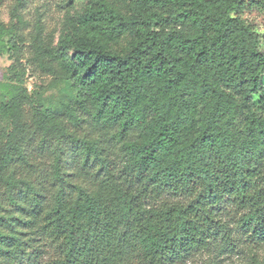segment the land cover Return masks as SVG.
Masks as SVG:
<instances>
[{
    "label": "trees",
    "instance_id": "1",
    "mask_svg": "<svg viewBox=\"0 0 264 264\" xmlns=\"http://www.w3.org/2000/svg\"><path fill=\"white\" fill-rule=\"evenodd\" d=\"M25 1L0 20L16 82L0 80V264H187L234 246L225 217L263 246L264 50L239 16L256 1L83 0L56 46L34 30V61L75 97L31 119L19 44L2 41Z\"/></svg>",
    "mask_w": 264,
    "mask_h": 264
},
{
    "label": "rangeland",
    "instance_id": "2",
    "mask_svg": "<svg viewBox=\"0 0 264 264\" xmlns=\"http://www.w3.org/2000/svg\"><path fill=\"white\" fill-rule=\"evenodd\" d=\"M63 1L66 0H26L24 8L20 10L26 26L16 25L12 34L7 33L2 40L4 45H8L10 41H17L19 44V57L22 61V67L20 69L25 71L26 74L23 87L30 92L32 100V103L26 106L29 119L33 117L35 107L41 106L44 102L52 111L60 112L61 114L65 111L67 105L74 102L75 92L69 85L54 76L44 74L40 70L33 59L34 51L31 47L34 30L40 26L45 34L48 35L50 41L56 46L60 36L66 32L69 16L80 15L85 9V2L83 0H77L74 8L69 12L68 9L63 7ZM255 1L256 3L249 1L244 3L239 12V16L259 35L261 38V47L264 50V2L263 0ZM15 6L16 0H3L0 6V20L8 28L12 26L13 20H15ZM13 66L14 62L9 53L0 54V80L2 83L8 85L9 88L16 83L5 78ZM9 100L10 94L8 90L0 87V106ZM0 130L6 132L11 131L8 120L0 118ZM92 131L91 126L86 124L83 127H79L77 133L82 136L88 133L91 134ZM37 141L39 142L40 138ZM33 153L32 161L35 159L38 164H43L48 167L55 159L54 155L49 154V156H46L43 154L39 145L33 147ZM46 185L48 187L46 193L50 197V193L53 192L54 188L50 181H47ZM227 210L230 211L229 209ZM224 219L234 231V246L221 249L213 248L202 252L194 256L187 264H252V261L264 262V245H251L245 235L238 233L236 224L230 220L231 218L225 217ZM14 233L24 237L28 231L27 228L19 226L15 228ZM43 253L46 256H44L46 260L48 256L53 254L48 248H44Z\"/></svg>",
    "mask_w": 264,
    "mask_h": 264
}]
</instances>
